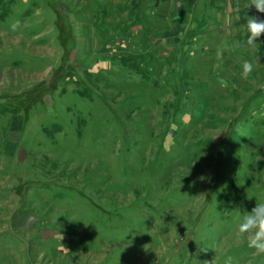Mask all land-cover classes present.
<instances>
[{
  "label": "rangeland",
  "instance_id": "rangeland-1",
  "mask_svg": "<svg viewBox=\"0 0 264 264\" xmlns=\"http://www.w3.org/2000/svg\"><path fill=\"white\" fill-rule=\"evenodd\" d=\"M176 1L174 22L147 0H0V264H264L237 236L264 202L258 13L213 0L227 26L187 34Z\"/></svg>",
  "mask_w": 264,
  "mask_h": 264
},
{
  "label": "clouds",
  "instance_id": "clouds-1",
  "mask_svg": "<svg viewBox=\"0 0 264 264\" xmlns=\"http://www.w3.org/2000/svg\"><path fill=\"white\" fill-rule=\"evenodd\" d=\"M245 7L248 10L254 9L258 13V15H247L246 17L247 36L243 44V47L255 50L258 47L257 41L264 36V0H248ZM19 27V20L11 24L12 31H16ZM223 52V48H218L217 57L221 58ZM242 67L245 74L253 71V64L250 61H244ZM241 216L237 226L238 238L246 240L247 247L253 249L255 255H264V202H257L250 212L245 211ZM204 264H214V261H205ZM224 264H234L233 258L229 256Z\"/></svg>",
  "mask_w": 264,
  "mask_h": 264
},
{
  "label": "crops",
  "instance_id": "crops-1",
  "mask_svg": "<svg viewBox=\"0 0 264 264\" xmlns=\"http://www.w3.org/2000/svg\"><path fill=\"white\" fill-rule=\"evenodd\" d=\"M148 5L145 8V14L147 12L151 13L152 17H161L163 14L165 17L174 19V22L177 18H179L181 15L179 14V3L180 1L176 0H147ZM183 2H189L191 3V6L188 8L189 17L192 18V22L190 25L186 26V30L183 31L187 34H209L208 30L206 28L207 25L213 26V27H220V26H227L226 19L228 16L226 15V11L221 13H214L212 10V3L213 0H181ZM178 4V8H177ZM226 10L230 13H233L231 8H227ZM176 11V12H175ZM199 19V21L197 20ZM197 20V21H196ZM209 23V24H208ZM154 27H163V22H156ZM167 26V25H165ZM160 32H164L161 31ZM222 33V31H221ZM207 37H203V40Z\"/></svg>",
  "mask_w": 264,
  "mask_h": 264
},
{
  "label": "bare ground",
  "instance_id": "bare-ground-1",
  "mask_svg": "<svg viewBox=\"0 0 264 264\" xmlns=\"http://www.w3.org/2000/svg\"><path fill=\"white\" fill-rule=\"evenodd\" d=\"M175 204V203H174ZM223 218V217H222ZM207 224V223H206ZM205 226V225H204ZM201 228V227H200Z\"/></svg>",
  "mask_w": 264,
  "mask_h": 264
}]
</instances>
